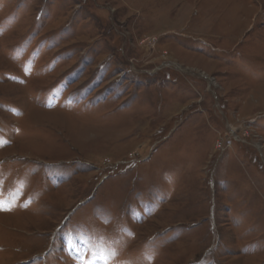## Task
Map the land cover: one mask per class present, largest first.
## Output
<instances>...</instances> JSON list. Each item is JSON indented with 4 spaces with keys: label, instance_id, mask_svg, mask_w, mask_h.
Segmentation results:
<instances>
[{
    "label": "rangeland",
    "instance_id": "obj_1",
    "mask_svg": "<svg viewBox=\"0 0 264 264\" xmlns=\"http://www.w3.org/2000/svg\"><path fill=\"white\" fill-rule=\"evenodd\" d=\"M0 264H264V0H0Z\"/></svg>",
    "mask_w": 264,
    "mask_h": 264
},
{
    "label": "snow or ice",
    "instance_id": "obj_2",
    "mask_svg": "<svg viewBox=\"0 0 264 264\" xmlns=\"http://www.w3.org/2000/svg\"><path fill=\"white\" fill-rule=\"evenodd\" d=\"M0 206H2V205H0Z\"/></svg>",
    "mask_w": 264,
    "mask_h": 264
}]
</instances>
